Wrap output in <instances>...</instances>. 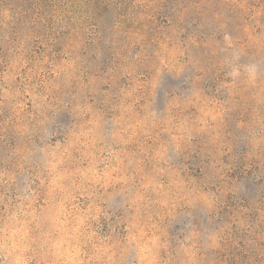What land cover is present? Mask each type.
Segmentation results:
<instances>
[{
    "label": "clouds",
    "instance_id": "obj_1",
    "mask_svg": "<svg viewBox=\"0 0 264 264\" xmlns=\"http://www.w3.org/2000/svg\"><path fill=\"white\" fill-rule=\"evenodd\" d=\"M0 264H264V0H0Z\"/></svg>",
    "mask_w": 264,
    "mask_h": 264
}]
</instances>
